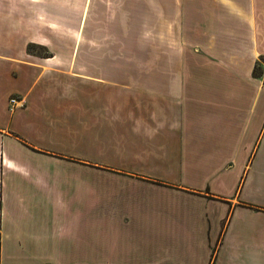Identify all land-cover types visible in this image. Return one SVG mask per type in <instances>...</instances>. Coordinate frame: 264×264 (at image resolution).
<instances>
[{"label": "crops", "instance_id": "0c3cea01", "mask_svg": "<svg viewBox=\"0 0 264 264\" xmlns=\"http://www.w3.org/2000/svg\"><path fill=\"white\" fill-rule=\"evenodd\" d=\"M0 264H264V0H0Z\"/></svg>", "mask_w": 264, "mask_h": 264}, {"label": "built area", "instance_id": "2783aa9c", "mask_svg": "<svg viewBox=\"0 0 264 264\" xmlns=\"http://www.w3.org/2000/svg\"><path fill=\"white\" fill-rule=\"evenodd\" d=\"M9 101L11 104H15L18 101V99L16 97H11Z\"/></svg>", "mask_w": 264, "mask_h": 264}, {"label": "rangeland", "instance_id": "374dc122", "mask_svg": "<svg viewBox=\"0 0 264 264\" xmlns=\"http://www.w3.org/2000/svg\"><path fill=\"white\" fill-rule=\"evenodd\" d=\"M36 52H41V50H39V49H36Z\"/></svg>", "mask_w": 264, "mask_h": 264}]
</instances>
